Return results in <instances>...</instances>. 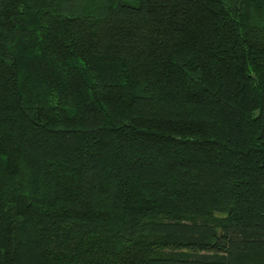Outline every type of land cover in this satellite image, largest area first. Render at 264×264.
<instances>
[{"label": "trees", "instance_id": "obj_1", "mask_svg": "<svg viewBox=\"0 0 264 264\" xmlns=\"http://www.w3.org/2000/svg\"><path fill=\"white\" fill-rule=\"evenodd\" d=\"M0 264H264V0H0Z\"/></svg>", "mask_w": 264, "mask_h": 264}]
</instances>
